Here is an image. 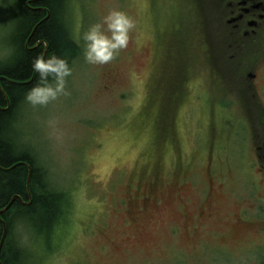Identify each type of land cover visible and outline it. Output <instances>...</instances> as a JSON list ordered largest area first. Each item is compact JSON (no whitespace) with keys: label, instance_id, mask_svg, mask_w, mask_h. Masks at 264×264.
<instances>
[{"label":"rangeland","instance_id":"374dc122","mask_svg":"<svg viewBox=\"0 0 264 264\" xmlns=\"http://www.w3.org/2000/svg\"><path fill=\"white\" fill-rule=\"evenodd\" d=\"M12 3L0 0V60L10 53ZM67 6L82 47L70 66L71 96L60 104L75 122L70 167L54 178L32 150L51 181L70 193L73 210L52 253L42 241L33 244L35 264H214L217 251L203 250L202 242L225 249L262 238L264 205L245 204L238 192L245 183L264 192V110L255 103L264 102V68L258 100L253 90L240 89L216 45L210 0H68ZM113 10L135 21L129 45L107 65H88L82 36ZM262 56L259 47L249 48L241 60L252 65ZM210 144L225 161L226 183L215 198V217L201 222L221 240L203 228L192 233L198 198L190 183L178 188L172 177L180 159L187 163L181 169L200 173ZM198 185H206L205 176ZM244 208L253 221L237 225L231 216Z\"/></svg>","mask_w":264,"mask_h":264},{"label":"trees","instance_id":"16d2710c","mask_svg":"<svg viewBox=\"0 0 264 264\" xmlns=\"http://www.w3.org/2000/svg\"><path fill=\"white\" fill-rule=\"evenodd\" d=\"M67 1L11 4L10 53L0 60V264H35L33 244L40 241L52 253L50 245L73 210L70 193L51 181L14 124L23 94L38 78L32 69L34 59L56 55L71 66L82 53L66 18ZM22 232L28 234L30 245L21 242Z\"/></svg>","mask_w":264,"mask_h":264},{"label":"clouds","instance_id":"9594fccd","mask_svg":"<svg viewBox=\"0 0 264 264\" xmlns=\"http://www.w3.org/2000/svg\"><path fill=\"white\" fill-rule=\"evenodd\" d=\"M135 27V21L124 13L109 12L83 34L84 61L92 66L109 64L128 47L129 34ZM32 69L38 78L21 98V112L15 127L57 178L70 167L76 136L73 115L60 107L71 96L69 79L73 68L65 59L53 55L36 57ZM27 240V234L22 232L21 242L27 243ZM262 261L264 257L252 246L225 248L214 256V264H262Z\"/></svg>","mask_w":264,"mask_h":264},{"label":"flooded vegetation","instance_id":"af4514ba","mask_svg":"<svg viewBox=\"0 0 264 264\" xmlns=\"http://www.w3.org/2000/svg\"><path fill=\"white\" fill-rule=\"evenodd\" d=\"M212 6L218 22V29L216 32L219 39L216 42V45L222 50V52L224 50L227 59L230 60L229 63L231 64H228V67L234 72H231V74L233 73L232 76L234 79L238 78L237 81H240L238 85L241 87L240 89H246L247 91L253 90V97L256 98L257 96L259 100L257 81L259 82L261 71L264 68V56H262L263 58H259V61L261 60L262 63L254 61L252 65L242 63L241 59L243 54L248 52L249 48L259 47L260 50L264 51V0H212ZM250 73L254 75L252 79L249 78ZM261 102L255 101L256 106L260 111H262L261 109H264V102ZM263 136L264 133H262V137H260L263 138ZM211 146L212 145L210 144L208 148V156L204 159L206 162L205 168L202 169L200 173L196 170L193 172L188 168H185L184 170L181 169V164H187L181 159L179 163H175L172 170V177L175 184L178 185V188H185L187 183H190L193 187H191L193 193L196 198H198V206H196L193 211L194 213L192 214L194 221L191 230L192 233H195L198 236V229L203 227L206 228L205 223H202L201 219L215 217V198L220 193L219 187L226 183V174L224 172L225 161L219 155L217 148ZM215 165L218 168H215ZM204 170L206 174L202 175ZM259 173L263 174L264 169H260ZM202 176H205L206 179V185L203 187L198 185L199 179ZM155 180L156 178L154 176L153 181ZM148 181V187H146L147 191L144 196L146 201H150V194L153 189V187H150V179ZM245 186L247 187L242 192H238V198L245 204L249 202L251 203V199L253 203L258 201L256 206L259 203V207L262 209V206L264 205V192L256 191V188L251 184L245 183ZM179 192H181V189ZM249 210V208L247 210L244 208V213L241 214V212H238L237 216L232 214L231 218L236 220L235 224L238 225V223H242V225H247L251 223L253 220L247 216L250 215ZM234 217H236V219ZM203 230L209 232L212 237H217L216 240H221L222 236H220L221 233L219 231L204 228ZM259 232L260 235H262V238L260 239L251 240L246 238L237 241L239 243L244 242L245 247H254L257 252L264 257V226L260 228ZM208 242L209 241H204L200 244L204 248L203 250L217 251V253H219L223 249L221 247H216L215 245V247H213V243ZM262 264H264V261H262Z\"/></svg>","mask_w":264,"mask_h":264},{"label":"water","instance_id":"95a60500","mask_svg":"<svg viewBox=\"0 0 264 264\" xmlns=\"http://www.w3.org/2000/svg\"><path fill=\"white\" fill-rule=\"evenodd\" d=\"M250 77H251V78H253V76H252V75H251Z\"/></svg>","mask_w":264,"mask_h":264},{"label":"bare ground","instance_id":"6f19581e","mask_svg":"<svg viewBox=\"0 0 264 264\" xmlns=\"http://www.w3.org/2000/svg\"><path fill=\"white\" fill-rule=\"evenodd\" d=\"M6 232H4V235H5Z\"/></svg>","mask_w":264,"mask_h":264}]
</instances>
